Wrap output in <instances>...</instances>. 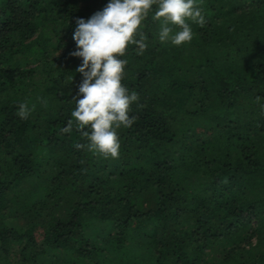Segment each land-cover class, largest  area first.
I'll list each match as a JSON object with an SVG mask.
<instances>
[{"label":"trees","instance_id":"trees-1","mask_svg":"<svg viewBox=\"0 0 264 264\" xmlns=\"http://www.w3.org/2000/svg\"><path fill=\"white\" fill-rule=\"evenodd\" d=\"M104 3L0 0V264L47 250L72 264H264V0H196L206 23L189 21L179 46L143 21L148 47L121 57L138 101L115 173L74 146L81 131H59L81 79L75 19ZM18 101L34 106L25 120Z\"/></svg>","mask_w":264,"mask_h":264},{"label":"clouds","instance_id":"clouds-1","mask_svg":"<svg viewBox=\"0 0 264 264\" xmlns=\"http://www.w3.org/2000/svg\"><path fill=\"white\" fill-rule=\"evenodd\" d=\"M150 14L153 21L159 22L156 40L173 46L192 39L189 21L200 26L206 23L196 0H106L87 18L75 19L71 36L75 47L69 55L79 58L75 72L81 79L72 97L74 107L70 118L59 131L68 134L74 127L81 131L87 143H76V148L86 147L105 159L118 157L117 129L133 125L136 117L129 115L130 106L138 101L137 92L130 91L121 82L127 64L121 57L130 45L136 46L137 55L144 53L148 43L142 27ZM72 78L73 74L70 81ZM33 107L18 101L15 115L25 120ZM261 112L264 113V104Z\"/></svg>","mask_w":264,"mask_h":264},{"label":"rangeland","instance_id":"rangeland-1","mask_svg":"<svg viewBox=\"0 0 264 264\" xmlns=\"http://www.w3.org/2000/svg\"><path fill=\"white\" fill-rule=\"evenodd\" d=\"M102 161L107 164V170L109 172L115 173L117 171V164H118V157L117 158H103L102 157ZM30 198L35 199L36 197H40L41 193L40 192H31L29 193ZM9 224L18 229V227L20 226V221L16 220V219H10ZM253 223V222H252ZM244 240V239H243ZM254 241V240H253ZM124 252L126 253V255H136L137 254V249L135 248V245H129L125 248ZM212 257L217 256L218 259H216V262L220 261L222 257L224 256V254L219 252V249L215 251L214 254H211ZM112 257V254H111ZM215 261V258H214ZM40 264H72V261L69 257V254L67 251L63 250V251H55V250H47V252L44 254V256L41 258L40 260ZM77 264H91L88 261L87 262H77ZM108 264H112L110 262H108ZM131 264H148L147 261L143 258L138 260H134L131 262Z\"/></svg>","mask_w":264,"mask_h":264}]
</instances>
